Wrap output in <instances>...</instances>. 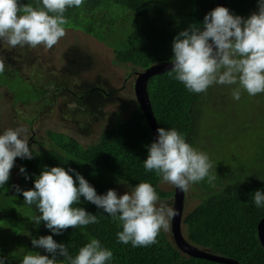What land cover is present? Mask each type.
Masks as SVG:
<instances>
[{
    "label": "trees",
    "instance_id": "1",
    "mask_svg": "<svg viewBox=\"0 0 264 264\" xmlns=\"http://www.w3.org/2000/svg\"><path fill=\"white\" fill-rule=\"evenodd\" d=\"M19 2L43 7L41 0ZM114 2L123 4L143 20L140 40H136L124 50L113 51L115 59L142 69L153 63L171 60L174 37L192 25L203 30L204 16L216 7L215 0H114ZM225 2V7L231 14L243 18L258 11L257 0ZM169 71L152 76L147 83L148 99L158 128L176 129L184 136L186 142L202 151L199 142L203 138L212 140L213 136L205 133L200 127V105L206 99L210 102L216 95V85L210 86L204 93L189 92L181 82L169 77ZM220 86V93L224 97L216 99V102L221 110L226 101L225 87L229 86ZM37 96L40 97L39 94ZM236 119L237 116L234 115L229 124L233 125ZM54 133L55 137L58 136L53 149L37 152L29 147L33 154L32 159L15 158L18 164L20 189H34V180L45 167L59 166L66 171L69 168L74 169V172L69 173L74 180L75 174L80 173L98 195L105 194L108 189L116 191L113 176L133 187L141 181L148 182L152 184L159 198L172 195L159 187L161 177L154 171H145L147 146L154 139L137 102L125 118L117 116L115 122L103 130L92 144L83 145L71 135ZM213 154L214 151L208 153L210 156H214ZM209 159L212 162V157ZM21 166L25 169L24 173L19 171ZM226 173L222 176L228 180L225 183L221 182L222 177L214 181V186L209 185L208 181L196 183L202 194L199 196V203L182 217L184 239L196 247L233 258L240 264H264V248L258 239L256 229L258 221L264 216V207L258 208L253 199L255 191L264 192V180L245 179L247 174H244L230 181L232 174ZM7 184L8 191L0 193L2 197L0 257L4 258L5 264L7 259L11 264H21L24 255L37 252L52 258L50 253L34 247L31 242L32 239L45 235H51L57 243L64 244L72 258H75L81 247L92 239H98L103 247L113 253L112 259L106 264H222L181 253L170 234H166L162 229L157 236V243L148 247H133L131 243L127 245L119 243L116 235L122 230L119 222L86 201L83 196L74 206L96 215L99 223L68 228L58 235L54 234L45 227L43 221L36 224L35 217L40 215L38 209L35 204L25 203L22 192H16V185L12 184L11 177ZM76 185L78 186V181ZM217 185L222 186L215 190ZM4 232L7 236L3 235ZM8 237L23 241L25 246H6ZM55 258L58 260L57 264H69V261L59 253Z\"/></svg>",
    "mask_w": 264,
    "mask_h": 264
},
{
    "label": "clouds",
    "instance_id": "2",
    "mask_svg": "<svg viewBox=\"0 0 264 264\" xmlns=\"http://www.w3.org/2000/svg\"><path fill=\"white\" fill-rule=\"evenodd\" d=\"M41 3L43 7H34L19 0H0V40L11 48L43 45L51 49L66 35L63 27L68 23L64 16L66 9L81 7L83 0H41ZM257 3L258 11L247 18L217 6L204 16L203 30L192 25L181 31L173 40L169 77L193 93H204L213 85L229 86L232 99L237 101L242 92L249 96L264 93V0ZM4 71L5 63L0 60V73ZM26 131L23 127H10L0 134V187L9 180L15 158H33ZM156 131V140L147 146L146 172L154 171L182 192L205 178L214 186L217 175L211 173L213 164L206 153L191 146L174 128L159 127ZM19 171L24 173V167ZM74 171L59 166L45 167L35 178L34 189L15 186L16 192H22L25 203L35 204L38 209L36 224L43 221L47 229L58 235L68 228L99 223L96 215L74 206L83 196L119 222L122 227L116 234L119 243L148 247L157 243L161 229L170 230L177 210L166 203L157 206L159 196L152 184L141 181L122 195H117L114 189L98 195L80 173L75 174L74 180L69 174ZM253 199L258 208L264 207V192L255 191ZM31 242L52 258L37 252L24 255L21 264H57L58 253L69 264H106L113 257L112 251L98 239L81 247L75 258L51 235ZM0 264H5L3 257Z\"/></svg>",
    "mask_w": 264,
    "mask_h": 264
},
{
    "label": "rangeland",
    "instance_id": "3",
    "mask_svg": "<svg viewBox=\"0 0 264 264\" xmlns=\"http://www.w3.org/2000/svg\"><path fill=\"white\" fill-rule=\"evenodd\" d=\"M64 16L66 35L51 49L43 45L11 48L0 40V60L6 58L11 66L9 72L0 73V82L6 83L0 86V134L10 127H23L29 147L37 152L53 149L58 136L54 132L71 135L83 145L94 143L117 116L125 118L134 109V80L147 68L115 59L113 51L139 41L143 28L142 18L123 4L83 0L81 7L66 9ZM215 88L216 95L200 105L199 113L200 127L213 136L199 142L202 152L214 151V156L208 155L214 164L211 173L217 175L216 180L226 172L232 174L230 181L244 174L245 179L264 180V93L249 96L242 92L237 101L232 99L231 87H225L226 101L220 110L216 99L224 96L220 85ZM234 115L237 119L229 124ZM10 177L13 185L21 186L16 162ZM112 179L118 195L133 187L117 177ZM226 181L221 178L222 183ZM7 183L0 193L8 191ZM159 187L172 195L159 198L157 206L172 207L174 186L161 180ZM201 192L196 183L184 192L183 215L199 203ZM181 230L183 235L182 224ZM165 233L171 237L170 230ZM5 245L24 247L25 243L8 237ZM6 264H11L9 259Z\"/></svg>",
    "mask_w": 264,
    "mask_h": 264
},
{
    "label": "water",
    "instance_id": "4",
    "mask_svg": "<svg viewBox=\"0 0 264 264\" xmlns=\"http://www.w3.org/2000/svg\"><path fill=\"white\" fill-rule=\"evenodd\" d=\"M215 5L217 6H226L225 0H215ZM172 66L171 60L158 62L152 64L151 66L147 67L145 70L141 71L134 80L133 84V91L135 94L136 102L139 105L140 110L144 114L148 126L152 132V136L154 141L157 138V131L158 128L154 113L152 111L148 94H147V81L149 78L156 74L164 73L165 71L170 70ZM173 203L172 207L177 210V215L172 219L170 225V232L172 240L178 250L191 257L195 258H202L205 260L218 262L222 264H240L233 258L222 256L220 254L210 252L208 249H203L196 247L186 241L184 236L182 235L181 224H182V217H183V209H184V192L180 191L174 186L173 192ZM258 239L264 248V216L258 221L256 226Z\"/></svg>",
    "mask_w": 264,
    "mask_h": 264
},
{
    "label": "flooded vegetation",
    "instance_id": "5",
    "mask_svg": "<svg viewBox=\"0 0 264 264\" xmlns=\"http://www.w3.org/2000/svg\"><path fill=\"white\" fill-rule=\"evenodd\" d=\"M3 60H4V63H5V61H6V64H5V66H6V67H8V68H6V70H5V71H6V72H9V71H10V67H11V66H10V65L7 63V60H6V58H5V59H3ZM1 85H3V86H4V85H6V83H5V82H4V83L0 82V86H1Z\"/></svg>",
    "mask_w": 264,
    "mask_h": 264
}]
</instances>
